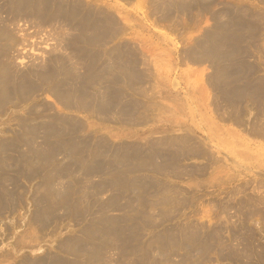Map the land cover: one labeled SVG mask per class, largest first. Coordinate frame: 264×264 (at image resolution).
<instances>
[{"label": "rangeland", "instance_id": "obj_1", "mask_svg": "<svg viewBox=\"0 0 264 264\" xmlns=\"http://www.w3.org/2000/svg\"><path fill=\"white\" fill-rule=\"evenodd\" d=\"M70 1L125 23L122 40L106 44L105 54L120 53L113 65L77 55L87 85L100 76L76 107L63 105L39 70L57 63L74 28L16 16L0 0V77L11 96L0 98V264H264V0ZM202 65L210 68L203 95L187 73ZM130 66L146 70L136 115L122 90L107 87L134 81L109 71ZM206 98L214 116L203 121ZM179 140L203 155H183ZM141 151L178 160L158 166L137 160ZM189 227L209 230L206 256L198 239L184 238ZM247 243L249 260L239 255Z\"/></svg>", "mask_w": 264, "mask_h": 264}, {"label": "bare ground", "instance_id": "obj_2", "mask_svg": "<svg viewBox=\"0 0 264 264\" xmlns=\"http://www.w3.org/2000/svg\"><path fill=\"white\" fill-rule=\"evenodd\" d=\"M198 2V1H197ZM9 3H10V12L12 11L13 13H14V15H19V16H24V15H27V12L28 11H30V13H33L32 12V10L33 11H37L40 15H42L43 17H45L46 18V20H48V21H50V19L51 20H53V21H55L56 23L55 24H58V25H55V26H58V27H63V28H65V29H68L67 28V26L66 25H68V26H71V27H73L74 28V30H72V31H74V33H79V35L78 36H75V37H77L76 39H71L70 40V42L69 41H67L66 39L65 40H63L62 41V48H63V51L65 52V53H63L62 54V56L59 58L58 57V59H57V63L55 64V65H53V66H51V67H47V64H44V65H42L41 66V68L39 69L40 71H41V75H42V78H43V80L44 81H46L47 83H48V89H53V91H54V94L58 97V99L61 101V103H63V105H65V106H67V107H72V106H77V101L78 100H82V97L83 96H85V90H87V89H96L97 88V86H95L94 84H95V82L97 81L96 79H98V77L100 76V74L98 73V71L96 72V73H94V74H99L97 77H95L94 76V74H93V82H91L89 85H87L86 84V82H85V78H86V75H85V73H87V71L85 70V72H83V75H82V72H80V70H79V67L82 69V66H84L85 64H84V62H79V61H77V58H79L80 56H77V55H81V53L82 52H87L89 55H92V53H93V62L96 60L98 63H104V65L106 64L107 66H109L108 64H111V65H113L116 61H115V56H117V58L118 57H121L120 55H118V54H120L119 52H118V54H114V53H106L105 54V52L106 51H108L106 48H107V42L109 41V38H110V36H109V38H108V36H106V34L108 33L109 34V32H105V30H103L99 35L100 36H98V39H97V41H96V39H95V41L96 42H94L93 41V47L94 48H92L93 49V51H90L89 49L91 48L90 47V41L88 40V38L87 39H82V38H86V36H85V34H86V32L88 31V28H89V26H87V27H83V25H79V24H76L77 22L76 21H78L77 19H76V17H79V18H81V17H89V13L87 12V11H82L81 12V6H79L80 5V3H79V1H70V0H9ZM199 3V2H198ZM192 4V3H191ZM78 6H79V8H78ZM173 6V5H172ZM174 7V6H173ZM177 7V6H176ZM178 8V7H177ZM185 8V10L186 9H191V8H193V7H191V6H187V7H184ZM199 8V7H198ZM177 11H179V10H177ZM182 11V10H181ZM87 12V13H86ZM180 12V11H179ZM178 12V13H179ZM187 12V11H186ZM50 13H52V14H50ZM56 13V14H55ZM108 13H106V12H104V11H102V10H99V9H93V22H98V24L99 25H101L102 23H103V21H107V22H109L108 20H110L112 17H110V16H108L107 15ZM110 15V14H109ZM167 15V14H166ZM28 16H31V14H28ZM165 16V15H164ZM38 21V20H37ZM36 21V22H37ZM41 21H43V20H41ZM33 22V21H32ZM40 22V21H39ZM112 22V21H111ZM33 23H35V22H33ZM38 23V22H37ZM42 23H44V22H42ZM41 24V23H40ZM39 24V25H40ZM64 24V25H63ZM108 24V23H107ZM110 24V23H109ZM108 24V25H109ZM111 24H114V21H113V23H111ZM110 24V25H111ZM0 25L1 26H3L2 24H1V21H0ZM43 25V24H42ZM47 25H50V24H47ZM107 25V26H108ZM109 25V26H110ZM0 26V37H1V35H3V36H7V34H6V32H5V29L4 28H2ZM106 26V25H105ZM50 27V26H49ZM110 28H112V27H110ZM82 29H87V30H85L86 32H82L81 34H80V31L82 30ZM96 28L95 27H93V30H95ZM106 29H107V27H106ZM113 29V28H112ZM69 30V29H68ZM114 30L115 29H113V32H114ZM216 30V29H215ZM223 30V29H222ZM224 30H225V27H224ZM112 31V30H111ZM115 31H117V30H115ZM221 32V31H220ZM8 33V32H7ZM113 34H111V36H112ZM211 35V34H210ZM219 35V34H218ZM218 35H215L216 37L215 38H218V40L219 41H225V38L223 37V33H221L220 35H219V37H218ZM2 36V37H3ZM10 36V35H9ZM94 36H95V34H94ZM96 36V37H97ZM95 37V38H96ZM6 38H8V37H6ZM6 38H4V39H6ZM91 39H93V38H91ZM214 39V38H213ZM80 43V44H79ZM79 44V45H78ZM76 46L77 47H79L80 49H77L76 48ZM82 48V49H81ZM99 48V49H98ZM101 48V49H100ZM8 50V49H7ZM100 50H102V52L100 51ZM9 52V51H8ZM245 54V53H244ZM61 55V54H60ZM127 55V54H126ZM57 56V55H56ZM77 56V57H76ZM83 56V55H82ZM85 57H87L86 55H84ZM6 57V56H5ZM243 58V57H242ZM3 59V58H2ZM122 59V58H121ZM234 59V58H233ZM238 59H239V57H238ZM237 59V60H238ZM117 60V59H116ZM128 60H130V59H128ZM240 60V59H239ZM238 60V61H239ZM4 61H6V60H4ZM53 61H54V59H53ZM236 61V60H235ZM118 62V61H117ZM126 62V61H125ZM129 62V61H128ZM127 62V63H128ZM237 62V61H236ZM240 62V61H239ZM55 63V62H54ZM121 63V62H120ZM122 63H124V61L122 62ZM137 63V62H136ZM231 63V62H230ZM1 64V63H0ZM129 64H130V62H129ZM90 64L89 63H87V65L86 66H89ZM103 65V66H104ZM90 67V66H89ZM132 67L133 66H130L129 67V71L131 72V71H133V70H131L132 69ZM214 67V66H213ZM39 68V67H38ZM134 68V67H133ZM126 69V68H125ZM213 69V68H212ZM224 69V68H223ZM112 70V71H111ZM228 70V69H227ZM249 70V69H248ZM253 70V69H252ZM105 71V70H104ZM107 71V70H106ZM105 71V72H106ZM111 73H114V71L115 70H113V69H111L110 68V70H109ZM108 71V72H109ZM120 72L122 71L121 70V68H120V70H119ZM125 71V70H124ZM123 71V72H124ZM88 72H91V73H93V69H91L90 71H88ZM128 72V71H127ZM134 72V71H133ZM230 72V71H229ZM1 74H2V72H0ZM5 73V72H4ZM110 73V75L112 76V74ZM218 73V72H217ZM220 73V72H219ZM10 74V73H9ZM116 75H117V73H115ZM121 74H122V72H121ZM229 74H231V73H229ZM40 75V74H39ZM105 75V74H104ZM131 75H132V73H131ZM4 76V75H3ZM7 76V75H6ZM9 76V75H8ZM134 76V75H133ZM19 77V76H18ZM106 77V76H105ZM108 77V76H107ZM113 77V76H112ZM135 77V76H134ZM7 77H5V79H6ZM12 78V77H11ZM41 78V77H40ZM41 78V79H42ZM109 78V77H108ZM4 79V81H3V79H1V77H0V80H2L3 82H2V84L4 85V87H5V92L3 93V95L2 94H0L1 96H0V98L2 99V101L4 102V103H7L8 102V100L11 98V96L9 95V90H8V85H7V82H6V80ZM113 79H115V78H113ZM96 80V81H95ZM117 80V79H116ZM10 81H11V79H10ZM55 82V85L53 84L54 82ZM95 81V82H94ZM21 82H23V80L21 81ZM20 82V83H21ZM24 82H25V80H24ZM109 82V81H108ZM108 82H106V83H108ZM129 82V81H128ZM142 82V81H141ZM145 82V81H144ZM10 83V82H9ZM8 83V84H9ZM45 83V82H44ZM103 83V82H102ZM111 83V82H110ZM118 83V82H117ZM130 83V82H129ZM12 85H13V83H11ZM19 84V83H18ZM93 84V87L91 86ZM97 84V83H96ZM99 84V83H98ZM101 84V83H100ZM126 84V83H125ZM131 84H133L132 82H131ZM139 84V83H138ZM141 84V83H140ZM3 85H2V87H3ZM23 87H25V89H28V92H29V89H30V87H29V85H28V82H25V83H23ZM33 85V84H32ZM38 85V84H37ZM56 86V87H54V86ZM134 85H135V83H134ZM228 85V84H227ZM133 86V85H132ZM137 86V85H136ZM226 86V85H225ZM12 87V86H11ZM34 87H35V85H34ZM40 87V86H39ZM38 87V88H39ZM135 87V86H134ZM14 88V87H13ZM22 88V87H21ZM36 88V87H35ZM100 88H102V87H100ZM105 88V87H104ZM37 89V88H36ZM108 89V88H107ZM264 89V88H263ZM12 90V89H11ZM14 90V89H13ZM32 90H34V91H36L35 89H32L31 88V91ZM39 90V89H38ZM226 90V89H225ZM26 91V90H25ZM52 91V92H53ZM94 91V90H93ZM12 92V91H11ZM10 92V93H11ZM27 92V93H28ZM26 93V92H25ZM226 93V92H225ZM264 94V92L262 91L261 92V94ZM93 94H94V92H93ZM224 95V94H223ZM10 101V100H9ZM2 103V102H1ZM18 104V103H17ZM75 106V107H76ZM82 106V105H81ZM80 106V107H81ZM98 107V106H97ZM243 107H246V106H243ZM82 108V107H81ZM100 110H101V108H100ZM134 111V110H133ZM99 112V111H98ZM104 114V113H103ZM132 115V114H131ZM239 116L241 115V112H240V114H238ZM133 116H135V115H133ZM238 116V119H235V120H238V121H242L241 119H242V117L240 116L239 117ZM132 117V116H131ZM257 117V116H256ZM131 119V118H130ZM128 120V119H127ZM26 123V122H25ZM241 122H239V124H240ZM29 130V132L31 133V131H36L37 129H35V128H33V129H28ZM28 130H26V133H28ZM41 130L43 131L42 133L44 134V135H46V134H48V132H50V128L48 129L47 127H41ZM264 130V129H263ZM251 131H253L254 132V130L252 129ZM39 132H41V131H39ZM38 132V133H39ZM255 132H257V131H255ZM261 132V131H260ZM264 132V131H263ZM258 134H259V131H258ZM261 134H262V132H261ZM27 136V135H26ZM255 136H256V134H255ZM258 136V135H257ZM263 136V135H262ZM264 139V138H263ZM166 140V139H165ZM165 140H163V141H165ZM182 140V139H181ZM181 140H179L180 142H183V141H181ZM184 140V139H183ZM186 141V140H185ZM162 142V141H161ZM168 142V141H167ZM170 142H172V141H170ZM178 142V141H177ZM175 144H176V142H174ZM186 143V142H185ZM184 142H183V144H185ZM188 143V142H187ZM186 143V144H187ZM150 144V143H149ZM152 144V143H151ZM159 144V143H158ZM167 144V143H166ZM171 145V144H170ZM172 145H174L173 143H172ZM177 145H179V143H177ZM152 146H154V145H152ZM165 146V145H164ZM166 146H168V145H166ZM150 147V146H149ZM174 147V146H173ZM183 147V146H182ZM130 148V147H129ZM152 148V147H151ZM158 148V147H157ZM176 148V147H175ZM184 148V150H183V152H182V154L183 155H197V154H202L203 153V151H202V149H198L197 148V150L195 149L194 150V147H191L190 145H186L185 147H183ZM1 149V148H0ZM132 149H134V148H132ZM169 149V148H168ZM131 150V149H130ZM156 150V149H155ZM179 150V149H178ZM151 151V150H150ZM159 151H161V149L159 150ZM167 151V150H166ZM127 153H128V151H127ZM131 153V152H130ZM167 153V152H166ZM169 153V152H168ZM132 155H133V153H131ZM137 154V153H136ZM135 154V155H136ZM156 155H157V157H156ZM167 155V154H166ZM173 155V154H172ZM195 155V158L197 157ZM203 155V154H202ZM129 156V155H128ZM131 156V155H130ZM137 156V160H139V161H144V162H147L146 160H148V163L150 162H153L154 163V161L155 162H159V161H157V160H160V163H159V165L158 166H160V165H162V162H165V163H167L168 161H171L172 159L171 158H173V160L176 158L175 157V155L174 156H171V158H169V156L167 157V156H165V155H161V154H155V151H153L152 152V154L151 153H149V152H144V151H141L138 155H136ZM193 156H191V157H193ZM38 158V157H37ZM198 158V157H197ZM130 159V158H129ZM157 159V160H156ZM187 159V158H186ZM44 160V159H43ZM136 160V161H137ZM172 160V161H173ZM178 159L176 158L175 159V161H177ZM134 161H135V159H134ZM172 161L170 162L171 163V165H172ZM143 162V163H144ZM47 164H48V161H47ZM138 165V164H137ZM170 164H169V166H171ZM164 166V165H163ZM150 168H151V166H149ZM152 167H154V166H152ZM166 168L168 167V165L166 164V166H165ZM154 168H157V167H154ZM171 168V167H170ZM169 168V169H170ZM143 169V168H142ZM164 169V168H163ZM149 170V169H148ZM148 170H146L145 169V171H148ZM154 170H156V169H154ZM159 170V169H158ZM171 170V169H170ZM153 171V170H152ZM157 171V170H156ZM160 171H161V169H160ZM166 170H163L162 172H165ZM150 172V171H149ZM171 172H174V171H171ZM170 172V173H171ZM153 173V172H152ZM157 173V172H156ZM159 173H161V172H159ZM162 174V173H161ZM160 174V175H161ZM168 175V174H167ZM171 175V174H170ZM141 177V176H140ZM139 178V177H138ZM152 178V177H151ZM135 179H137V178H135ZM140 179H142V178H140ZM155 179V178H154ZM136 181H138V180H136ZM142 181V180H141ZM154 181V180H153ZM135 182V181H134ZM143 182V181H142ZM144 182H146V181H144ZM149 183V182H148ZM154 183V182H153ZM142 184V183H141ZM150 184H152L151 182H150ZM150 184H148V185H150ZM155 184H157V183H155ZM161 184V183H160ZM160 184H159V186H160ZM162 185V184H161ZM144 186V185H143ZM142 186V188H144ZM147 186V185H146ZM151 187V186H150ZM149 187V188H150ZM153 188V187H152ZM146 189V188H145ZM148 189V188H147ZM154 190V189H153ZM158 190V189H157ZM149 191V190H148ZM145 192V191H144ZM146 194V193H145ZM3 195V198H5L4 200H3V202H4V205H6V203H7V201H9V197H7L6 195H4V194H2ZM8 196H10V195H8ZM12 197V196H11ZM170 198V197H169ZM166 200H167V198H166ZM164 201V200H163ZM168 201V200H167ZM10 202V201H9ZM10 204H11V202H10ZM244 215V214H243ZM140 223V222H139ZM190 229V231H188V235H186L185 234V232L183 233V234H185V236H184V238L186 239H190V240H192V242H194V240L195 239H198V242L197 241H195L196 243H197V246H199L201 249L199 250V248L197 247V249L199 250V253L200 252H202L203 253V255H205V249H207L208 248V241H209V230H206V232L205 231H203V232H199L198 230H196L195 232H194V228L193 227H189ZM203 228V227H202ZM186 229H187V227H186ZM196 229V228H195ZM197 229H199V228H197ZM211 230V229H210ZM181 231V230H180ZM182 231H183V229H182ZM219 231V230H218ZM215 233V232H214ZM217 233V232H216ZM220 234V233H219ZM168 236V239L170 240V241H173L174 243H176L177 242V239L175 238V240H174V237L172 236V235H170V233L169 234H167ZM234 234H232V236H233ZM212 236V235H211ZM178 237V236H177ZM214 237V236H213ZM234 237V236H233ZM181 238V237H180ZM167 239V238H166ZM167 239V240H168ZM168 240V241H169ZM182 240V239H181ZM243 240V239H242ZM186 241V240H185ZM200 241V242H199ZM163 242V241H162ZM173 242H171V243H173ZM180 242V241H179ZM187 243V242H186ZM189 244H191V243H189ZM195 244V243H194ZM193 244V245H194ZM199 244V245H198ZM211 246V245H210ZM209 246V247H210ZM247 246H248V243H247ZM246 245H244V246H242V248L240 249V253H239V255H242V257H246V259H247V257H249L250 258V254H248V252H250V250H249V246L247 247ZM189 248H190V246H188ZM192 247V246H191ZM195 247V246H194ZM183 248V247H182ZM214 248V247H213ZM219 248V247H218ZM221 248V247H220ZM196 249V248H195ZM196 249V250H197ZM187 250V249H186ZM190 250H191V248H190ZM209 250V249H208ZM259 251H260V249H259ZM188 252L190 253L191 251H189L188 250ZM195 252V251H194ZM197 252V251H196ZM224 252V251H223ZM263 252V251H262ZM186 253H187V251H186ZM221 252H219V254H220ZM192 254V253H191ZM196 254V253H195ZM194 254V255H195ZM198 254V253H197ZM219 254H217V255H219ZM223 254V253H222ZM228 254V253H227ZM237 254H238V252H237ZM257 254H259V253H257ZM170 255V254H169ZM224 255V254H223ZM234 254H232L231 256H233ZM159 256V255H158ZM192 256V255H191ZM196 256V255H195ZM201 256V255H200ZM206 256V255H205ZM221 256V255H220ZM227 256V255H226ZM230 256V257H231ZM236 256V255H235ZM241 257V256H240ZM264 257V256H263ZM195 258H197V257H195ZM203 258H204V256H203ZM202 258V259H203ZM219 258V257H218ZM227 258V257H226ZM231 258H233V257H231ZM236 258V257H235ZM258 259H260L261 257H257ZM198 259H200V258H198ZM205 259V258H204ZM241 259V258H240ZM192 260V259H191ZM191 260H190V262H191ZM243 260V259H242ZM247 260H249V259H247ZM196 261V260H195ZM202 261H204V260H202ZM181 262V261H180ZM179 262V263H180ZM185 262H187V261H185ZM189 262V261H188ZM205 262V261H204ZM184 263V262H183ZM196 263V262H195ZM194 263V264H195ZM203 262H197L196 264H202ZM182 264V263H181ZM191 264V263H190Z\"/></svg>", "mask_w": 264, "mask_h": 264}, {"label": "crops", "instance_id": "obj_3", "mask_svg": "<svg viewBox=\"0 0 264 264\" xmlns=\"http://www.w3.org/2000/svg\"><path fill=\"white\" fill-rule=\"evenodd\" d=\"M83 10H85V11H87L88 13H89V17L87 18V17H81V18H79V17H76V19L78 20V21H76L77 23L76 24H79V25H83V27H87V26H89V28H88V31L86 32L85 30H87V29H82L81 31H80V34L83 32H86V34H85V36H86V38H82V39H87L88 38V40L90 41V47H91V49L92 48H94L93 47V41L94 42H96L97 41V39H98V36H100L99 34L103 31V30H105V32L107 31V32H109V34L107 33L106 34V36H110V38H109V36H108V38H109V41L112 43V42H120L121 40H122V38H121V34L122 33H120V28H122L123 29V26H124V21H120V20H118L117 18H114V17H112L110 20H108L109 22H107V21H103V23L101 24V25H99L98 24V22H93V11H91L90 12V10H88L87 8H83ZM32 12L33 13H29V11L27 12V15H28V13L29 14H31V16L32 15H40L38 12L37 13H35V11H33L32 10ZM86 12V13H87ZM41 17L42 18H45V17H43L42 15H41ZM33 18H36V17H33ZM39 21V20H38ZM37 21V22H38ZM112 21V22H111ZM113 21H114V24H111V23H113ZM42 22H44V23H42ZM39 23H41V24H54V23H56L55 21H53V20H51L50 19V21H48V20H46V18L43 20V21H41L40 20V22ZM110 25H108V24ZM106 25V26H105ZM108 25V26H107ZM93 27H95L96 29L95 30H93ZM106 27H107V29H106ZM110 27H112L113 29H115V30H117V31H115L114 30V32H113V29L112 28H110ZM112 30V31H111ZM74 34H78L79 35V33H74ZM94 34H95V36H94ZM111 34H113L112 36H111ZM98 35V36H97ZM97 36V37H96ZM96 37V38H95ZM91 38H93V39H91ZM95 39H96V41H95ZM115 42V43H116ZM113 48V47H112ZM122 48H124V45H121V46H117L116 47V49L114 48V50H121ZM93 50V49H92ZM134 67V68H133ZM132 67V69L131 70H133V71H121L122 73H128V74H133V75H137L134 79V81H131L133 84H131V82L129 83V82H127V81H122V82H118L117 83V81L116 82H112V83H110V84H108V88L109 89H114V90H122L123 91V95H124V101H122L121 102V104H125V105H127V106H129V107H131L132 109H130V112H131V114L132 113H134L135 115L136 114H138L139 113V109H138V107L140 106V101L137 99V98H135L136 96H140L141 98H142V96H144V93H145V89H146V87H144V84L146 83V78H145V74H146V70L144 69V71H141L140 69H139V67L138 66H133ZM191 70L190 71H187V73H189V74H191V76H192V78L193 79H196L197 80V82H196V86H195V83L193 84V87H192V89H196V91H199V90H201V87L202 86H205L206 85V77L208 76V74L210 73V68H209V66H207V65H202V66H191V67H189ZM121 72H119V71H114V73H117V74H119V73H121ZM201 80H202V82H204V84H201L200 85V82H201ZM142 81V82H141ZM145 81V82H144ZM126 83V84H125ZM134 83H135V85H134ZM139 83V84H138ZM141 83V84H140ZM133 85V86H132ZM137 85V86H136ZM135 86V87H134ZM98 88V87H97ZM93 89V88H92ZM128 91V92H127ZM131 92V93H130ZM201 92H202V90H201ZM130 94L131 95V97H128V95L127 94ZM203 93L204 92H202V95H203ZM208 98V97H207ZM207 98H206V101H204L203 102V109H202V120L203 121H205V120H209L210 118H211V116H214L213 115V113H210V111H208L209 110V107H208V110L206 109V104L208 103V100H207ZM143 102H145V101H143ZM134 110V111H133ZM133 117V116H132ZM132 117H130V118H132ZM139 119V118H138ZM131 121H133V118H132V120Z\"/></svg>", "mask_w": 264, "mask_h": 264}]
</instances>
